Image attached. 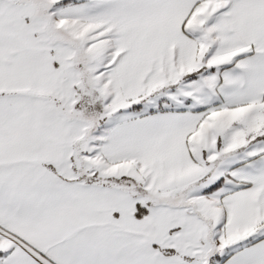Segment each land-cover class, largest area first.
<instances>
[{
  "label": "snow or ice",
  "instance_id": "6c2138e0",
  "mask_svg": "<svg viewBox=\"0 0 264 264\" xmlns=\"http://www.w3.org/2000/svg\"><path fill=\"white\" fill-rule=\"evenodd\" d=\"M0 264H264V0H0Z\"/></svg>",
  "mask_w": 264,
  "mask_h": 264
}]
</instances>
